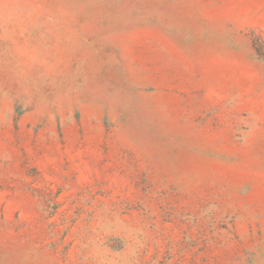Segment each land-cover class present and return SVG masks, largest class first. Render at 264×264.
Returning <instances> with one entry per match:
<instances>
[{"label":"rangeland","instance_id":"374dc122","mask_svg":"<svg viewBox=\"0 0 264 264\" xmlns=\"http://www.w3.org/2000/svg\"><path fill=\"white\" fill-rule=\"evenodd\" d=\"M0 264H264V0H0Z\"/></svg>","mask_w":264,"mask_h":264}]
</instances>
